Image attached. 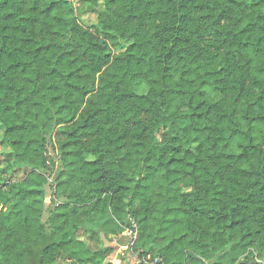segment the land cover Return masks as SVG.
<instances>
[{"label": "trees", "instance_id": "1", "mask_svg": "<svg viewBox=\"0 0 264 264\" xmlns=\"http://www.w3.org/2000/svg\"><path fill=\"white\" fill-rule=\"evenodd\" d=\"M78 1L0 0V264H264V0Z\"/></svg>", "mask_w": 264, "mask_h": 264}, {"label": "rangeland", "instance_id": "2", "mask_svg": "<svg viewBox=\"0 0 264 264\" xmlns=\"http://www.w3.org/2000/svg\"><path fill=\"white\" fill-rule=\"evenodd\" d=\"M74 9H75V13L74 15L78 17V10L81 6L80 2L78 0H69ZM83 20H81L80 22L82 23V25L85 28H89V29H94V24H95V15H93L92 13H85L82 17ZM125 46V44L121 46H119L118 49H121ZM50 150L49 153H52V147L49 146ZM10 148L7 145H0V183L2 182H13V181H18L21 180L22 178H24L26 169H18L15 165H14V161L10 155ZM14 165V166H13ZM46 198H45V202H44V209L46 210V208L49 205V198H50V194L51 192L49 191V189H46ZM47 216V212H44L43 215V219H45ZM130 241V235L128 234V230L123 232L120 235H110L107 233H101L99 235V241L98 244L101 247H105V246H110V245H114V246H118L120 248H125ZM128 257V262L129 264H136L139 263L140 261H143V263H145L146 260L149 259V257H145L140 259L139 257H137L135 254L129 252V254L127 255ZM249 264H255V263H249Z\"/></svg>", "mask_w": 264, "mask_h": 264}, {"label": "built area", "instance_id": "3", "mask_svg": "<svg viewBox=\"0 0 264 264\" xmlns=\"http://www.w3.org/2000/svg\"><path fill=\"white\" fill-rule=\"evenodd\" d=\"M132 226H133L132 229L131 228L128 229V234L130 235V239H131L130 240V245L133 244V242H134V240L136 238V230L134 229L135 224L133 223ZM155 262H156V259H154V260L148 259V260L145 261L144 264H154Z\"/></svg>", "mask_w": 264, "mask_h": 264}, {"label": "water", "instance_id": "4", "mask_svg": "<svg viewBox=\"0 0 264 264\" xmlns=\"http://www.w3.org/2000/svg\"><path fill=\"white\" fill-rule=\"evenodd\" d=\"M189 263H190V261H189Z\"/></svg>", "mask_w": 264, "mask_h": 264}]
</instances>
